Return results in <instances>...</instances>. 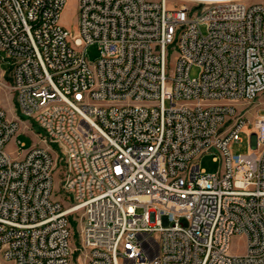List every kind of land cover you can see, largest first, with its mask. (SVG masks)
<instances>
[{
  "label": "built area",
  "instance_id": "obj_1",
  "mask_svg": "<svg viewBox=\"0 0 264 264\" xmlns=\"http://www.w3.org/2000/svg\"><path fill=\"white\" fill-rule=\"evenodd\" d=\"M65 1L0 0V89L44 142L19 156L17 139L11 156L20 120L0 104V256L264 264V116L237 108L264 93V0H78L75 34ZM204 152L219 171L200 168Z\"/></svg>",
  "mask_w": 264,
  "mask_h": 264
},
{
  "label": "rangeland",
  "instance_id": "obj_2",
  "mask_svg": "<svg viewBox=\"0 0 264 264\" xmlns=\"http://www.w3.org/2000/svg\"><path fill=\"white\" fill-rule=\"evenodd\" d=\"M159 2L160 0H153ZM167 4L170 5L173 0H166ZM249 1H263V0H249ZM77 16H78V0H66L65 4L60 13V23L71 33L75 34L77 32ZM99 55V50L97 44H91L86 47V57L90 61L97 59ZM171 58L174 57L175 52H171ZM5 54L0 52V57H4ZM9 68V63L3 60H0V71L7 70ZM190 76H196L198 73V67L193 65L190 68ZM0 104L5 107L7 111V116H13V113L18 116L20 120V126L16 136H13L6 143V150L11 156H16L15 140H19L24 143V147L20 152L19 156L23 154L27 149L32 145H44V142L41 139L42 133L39 128L34 124L30 118L27 116H22L17 111L15 98L11 94L5 92L2 88L0 89ZM244 108L246 110V116L252 118L255 114L264 116V93L259 94L251 101L243 102L237 105V108ZM242 141L239 143H234L231 146V151L233 153H246L249 149V143L244 134L241 135ZM215 152H204L198 158L197 161L201 169L206 173H214L220 170V160L215 159ZM62 175V169L60 170L59 175L55 173L54 182H53V196L63 203H66L65 196L59 190V176ZM73 233H72V248L78 245L79 242V221L76 217L73 221ZM245 248V238L243 235H235L231 240V251L234 253H242ZM82 260V255L80 252L75 251L71 260L72 264H77L78 261ZM0 264H11L7 259H4L0 256Z\"/></svg>",
  "mask_w": 264,
  "mask_h": 264
}]
</instances>
